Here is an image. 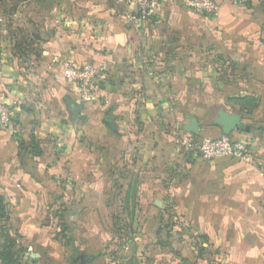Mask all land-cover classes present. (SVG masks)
<instances>
[{
  "label": "crops",
  "instance_id": "1",
  "mask_svg": "<svg viewBox=\"0 0 264 264\" xmlns=\"http://www.w3.org/2000/svg\"><path fill=\"white\" fill-rule=\"evenodd\" d=\"M147 1L141 19L136 0H30L43 14L33 13L38 32L26 31L29 56L0 39V91L16 112L0 128L6 226L32 264H53L44 253L64 239L47 218L70 199L80 225L106 196L111 214L116 200L125 212H157L148 226H183L200 251L167 248L185 264H264V0H213L214 17ZM64 61L106 67L89 103ZM219 111L240 117L247 130L229 136L248 142L249 157L196 156V143L223 135ZM193 118L197 134L185 129ZM105 251L80 253L108 264Z\"/></svg>",
  "mask_w": 264,
  "mask_h": 264
},
{
  "label": "rangeland",
  "instance_id": "2",
  "mask_svg": "<svg viewBox=\"0 0 264 264\" xmlns=\"http://www.w3.org/2000/svg\"><path fill=\"white\" fill-rule=\"evenodd\" d=\"M38 1L44 2V6L47 7L54 0ZM28 2L30 0H0V34L4 32L0 35V39L3 37L9 40L12 45L11 51L20 58H25L28 55L25 50L26 45L31 44L34 38H29L30 34L26 32L29 31L28 27L35 33V31L38 32V26L40 27L42 23L41 17L33 14L39 12L43 14V11L38 9L40 5ZM37 49H33L35 54ZM103 199L106 201V196ZM70 201V199L67 200L63 211V217L66 218L64 222L69 231L67 232L69 244L63 248L58 245H48L50 253L60 259L58 262L54 261L53 264H80L78 260V256L81 255L80 251L87 254L103 252L105 248L107 249L106 244L112 239V235L117 236V234L122 235V238L118 236V238L116 237L118 240H116L119 242L120 239L124 240V242L121 240V244L126 245V249L121 254L114 255L108 264H178V261L182 263L183 260L176 259L173 252L169 253L170 248L168 249L167 245H174L175 249L188 258L193 252L195 254L200 251V248L197 249V246H194V239L189 238L186 230L183 226L178 225L179 223L169 231L164 229V225L158 228V223L148 226L152 223V220H149L150 216L157 213L150 208H148L149 210L143 208L141 212H125L121 208H117L116 200H110L114 206L111 214V211L104 208L102 199L96 198L88 205L83 223L78 225V217H76L75 210L73 211L76 208ZM137 218L139 220H136ZM75 226L78 228V234H75L77 232ZM46 229L51 235L53 232L59 231L55 221L52 222V228ZM158 235L160 238H157ZM18 245L20 244L18 243ZM73 251L77 253L72 255ZM28 264L32 263L29 261Z\"/></svg>",
  "mask_w": 264,
  "mask_h": 264
},
{
  "label": "built area",
  "instance_id": "3",
  "mask_svg": "<svg viewBox=\"0 0 264 264\" xmlns=\"http://www.w3.org/2000/svg\"><path fill=\"white\" fill-rule=\"evenodd\" d=\"M117 1L129 3L134 0ZM136 3L138 16L141 19L150 17L149 2L147 0H136ZM181 3L187 10L199 17H214L218 12V6L213 0H181ZM61 67L66 80L80 88L82 102L89 103L93 98L94 87L99 82V76L106 71V67L89 64L76 66L69 61L61 63ZM15 116V109L7 102L4 94L0 91V128L10 129ZM194 149L196 156L204 160L221 157L243 159L250 155V149L244 140H234L227 135H221L215 139H203L195 144Z\"/></svg>",
  "mask_w": 264,
  "mask_h": 264
},
{
  "label": "trees",
  "instance_id": "4",
  "mask_svg": "<svg viewBox=\"0 0 264 264\" xmlns=\"http://www.w3.org/2000/svg\"><path fill=\"white\" fill-rule=\"evenodd\" d=\"M245 142L248 144L247 141ZM221 158H229V157H221ZM5 221H6V210H5L3 197L0 196V264H28L30 259L27 255L26 248H24L21 245H18L16 238L11 235L10 229L6 226ZM47 221L50 224L53 221L56 222L59 231L53 234V238L55 239L59 236L61 237V239L62 238L64 239L63 244L57 241L60 247L63 248L65 245L69 244L68 242L69 234L67 233L69 231L63 219V211L58 210L54 212L52 219L50 220V218L49 219L47 218ZM46 227L48 226L46 225ZM112 237H113V241L111 242L112 245L108 243L107 250L104 253L107 254V256L109 257L113 255L121 254L123 252V248H122L123 244L117 241L118 239L116 240L114 235H112ZM121 240L122 239H120V241ZM48 251L49 248L47 249V252L44 253L43 257H45V255L50 256V251L49 252ZM85 257L89 258L86 255Z\"/></svg>",
  "mask_w": 264,
  "mask_h": 264
},
{
  "label": "water",
  "instance_id": "5",
  "mask_svg": "<svg viewBox=\"0 0 264 264\" xmlns=\"http://www.w3.org/2000/svg\"><path fill=\"white\" fill-rule=\"evenodd\" d=\"M82 106H75L72 110V113L74 116H77L79 111L81 110ZM215 125H218L221 127V131L223 135L229 136L234 130H247V128H244V124L240 122V117L236 115H227L223 111L218 112V117L214 121ZM186 131L198 133L199 127L197 120L195 118L191 119L190 124L185 127ZM78 260L80 261V264H87L89 262V259L85 257L83 253L78 256Z\"/></svg>",
  "mask_w": 264,
  "mask_h": 264
}]
</instances>
